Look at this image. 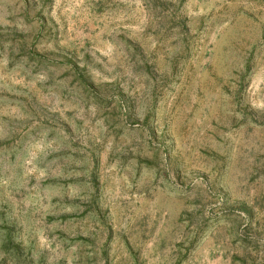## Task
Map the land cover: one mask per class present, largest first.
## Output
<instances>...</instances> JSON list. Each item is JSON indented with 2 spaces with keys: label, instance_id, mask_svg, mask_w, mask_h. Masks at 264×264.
I'll use <instances>...</instances> for the list:
<instances>
[{
  "label": "rangeland",
  "instance_id": "1",
  "mask_svg": "<svg viewBox=\"0 0 264 264\" xmlns=\"http://www.w3.org/2000/svg\"><path fill=\"white\" fill-rule=\"evenodd\" d=\"M0 264H264V0H0Z\"/></svg>",
  "mask_w": 264,
  "mask_h": 264
}]
</instances>
